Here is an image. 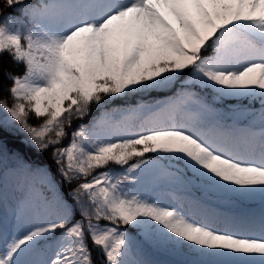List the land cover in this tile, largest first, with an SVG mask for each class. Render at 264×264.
Here are the masks:
<instances>
[{"label":"snow or ice","instance_id":"snow-or-ice-1","mask_svg":"<svg viewBox=\"0 0 264 264\" xmlns=\"http://www.w3.org/2000/svg\"><path fill=\"white\" fill-rule=\"evenodd\" d=\"M0 5V264H264V0Z\"/></svg>","mask_w":264,"mask_h":264},{"label":"trees","instance_id":"trees-1","mask_svg":"<svg viewBox=\"0 0 264 264\" xmlns=\"http://www.w3.org/2000/svg\"><path fill=\"white\" fill-rule=\"evenodd\" d=\"M0 6H2V5H0ZM4 67H7V68H9L10 70H12L14 72L22 71V66L20 68H15L11 64V61L6 56L4 57ZM0 75H2V72H0ZM163 95H165V94H153L152 96H149V97H146V98L149 99V100H151L153 98L160 99V98H163ZM117 103H119V102H117ZM226 103H231V104H233L235 106L238 102L231 101V102H226ZM243 103L246 104L247 101H244ZM221 107H223V106H221ZM250 107H258V104H256V105H250ZM0 114H3L2 113V109H0ZM222 118L227 123H229L232 120H236L239 123L240 121H243L245 119V117H243V116H232L230 113H227V112H223L222 113ZM30 123H37V121L35 120V118H30ZM39 160L40 161H43L44 163L49 164L51 166V168H52L53 175H55V167L51 165V161L49 160L47 153H45L42 156H40L39 157ZM117 171L119 172L120 169L117 168ZM198 193L201 196H203V194L201 192H198ZM252 202H254V201H252ZM252 202H247V203L239 204V203H235V202L229 201V204L230 205H246V204H250ZM94 257H96L97 259L99 258V257L96 256V253L95 252H94Z\"/></svg>","mask_w":264,"mask_h":264},{"label":"rangeland","instance_id":"rangeland-1","mask_svg":"<svg viewBox=\"0 0 264 264\" xmlns=\"http://www.w3.org/2000/svg\"><path fill=\"white\" fill-rule=\"evenodd\" d=\"M233 122H236V121H232L231 123H233ZM4 194L7 197L9 203H11L14 200L16 194L13 192V189L11 187V181H7L5 183ZM190 194L192 196H196V197L199 196V195L196 194V192L194 190H190ZM207 200H211L212 207L216 208L217 211L223 212V213H238V212H244V211L258 212L259 209H260V202H259V200L257 202L258 205H256V206H250L249 208H245V207H240V208H236L235 207V208H231V207H227V206L222 205L218 201V199H207Z\"/></svg>","mask_w":264,"mask_h":264}]
</instances>
